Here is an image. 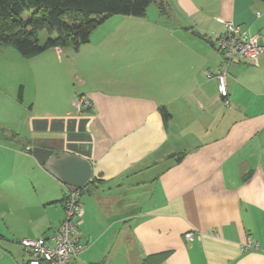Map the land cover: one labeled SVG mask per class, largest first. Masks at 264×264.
Returning <instances> with one entry per match:
<instances>
[{"label": "crops", "instance_id": "crops-1", "mask_svg": "<svg viewBox=\"0 0 264 264\" xmlns=\"http://www.w3.org/2000/svg\"><path fill=\"white\" fill-rule=\"evenodd\" d=\"M164 1L168 17H110L78 50L0 55V127L17 135L0 140V264H28L21 241L65 217L35 147L92 164L70 264H264V50L228 66L226 108L215 43L222 20L264 41V1Z\"/></svg>", "mask_w": 264, "mask_h": 264}, {"label": "trees", "instance_id": "trees-1", "mask_svg": "<svg viewBox=\"0 0 264 264\" xmlns=\"http://www.w3.org/2000/svg\"><path fill=\"white\" fill-rule=\"evenodd\" d=\"M152 4L162 17L169 16L164 0H0V47L12 45L24 58L50 48L78 50L110 17L144 18ZM42 32L47 34L44 42L39 39ZM161 112L167 121L170 114L165 109ZM16 137L0 127V140Z\"/></svg>", "mask_w": 264, "mask_h": 264}, {"label": "built area", "instance_id": "built-area-1", "mask_svg": "<svg viewBox=\"0 0 264 264\" xmlns=\"http://www.w3.org/2000/svg\"><path fill=\"white\" fill-rule=\"evenodd\" d=\"M260 13L257 16L260 17ZM225 33L215 41L218 51L224 57L226 67L216 74L219 94L226 108H231L230 92L227 84L228 66L244 60L253 66H258L264 47L260 44L259 35H250L245 27L237 26L232 20L221 21ZM210 77L211 74L208 73ZM79 113L91 107V102L85 97L77 102ZM65 217L58 230L49 238H25L21 246L30 253L28 264H70L85 250L86 245L80 241L79 220L83 215L81 190L68 192L64 199ZM187 240H193V233L185 234ZM258 249V243L248 241L244 250Z\"/></svg>", "mask_w": 264, "mask_h": 264}, {"label": "water", "instance_id": "water-1", "mask_svg": "<svg viewBox=\"0 0 264 264\" xmlns=\"http://www.w3.org/2000/svg\"><path fill=\"white\" fill-rule=\"evenodd\" d=\"M209 44L213 42L202 35H197ZM260 44L264 47V41L260 38ZM33 155L37 161L45 166L57 177L70 192H76L86 188L91 182L92 164L89 160L72 154L56 155L52 150L35 147Z\"/></svg>", "mask_w": 264, "mask_h": 264}, {"label": "rangeland", "instance_id": "rangeland-1", "mask_svg": "<svg viewBox=\"0 0 264 264\" xmlns=\"http://www.w3.org/2000/svg\"><path fill=\"white\" fill-rule=\"evenodd\" d=\"M168 11H169V9H168ZM158 15H159V13H158V9H157L156 4H152V5L150 6L149 10H148L147 16H148L149 18H151V19H155V18H158ZM26 16H27V15L25 14L24 17H26ZM158 19H160V18H158ZM161 20H162V19H161ZM167 20H170V17L167 18ZM134 21H135V20H126V21H125V24L128 25V26H126V25H122V27H123L124 29L128 30V29H130L129 26L131 25V23L133 24ZM39 39H40L41 42H44V41L47 39V34H46L45 32H42V33L40 34V36H39ZM94 44H96V43H94ZM83 45H85V44H82L80 47H82ZM9 49L15 51V53L18 52V51L12 46V45H5V46H1V49H0V55H2L4 52L9 51ZM18 53H19V52H18ZM18 55H19V54H18ZM19 57H20L21 59H25L26 61H27V60H30V59H32V58H34V57H32V58H24V57L21 56V55H19ZM11 74L14 76V72L11 73ZM15 86H16V88H17L18 85L15 84ZM82 191H84L83 194H86V192H87V191H86V188L82 189Z\"/></svg>", "mask_w": 264, "mask_h": 264}]
</instances>
